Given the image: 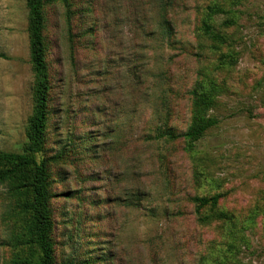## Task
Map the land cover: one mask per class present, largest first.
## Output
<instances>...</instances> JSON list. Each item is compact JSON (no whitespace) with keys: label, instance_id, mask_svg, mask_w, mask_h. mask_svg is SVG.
<instances>
[{"label":"rangeland","instance_id":"374dc122","mask_svg":"<svg viewBox=\"0 0 264 264\" xmlns=\"http://www.w3.org/2000/svg\"><path fill=\"white\" fill-rule=\"evenodd\" d=\"M46 0L49 77L41 156L48 159L55 264H264V0ZM231 10V47L209 48L205 8ZM225 16L218 17L222 20ZM237 53L232 65L221 55ZM206 72L223 85L192 153L180 140ZM25 0H0V151H19L32 112ZM221 194L232 222H197L194 196ZM200 213L207 214L208 210ZM16 210L0 186V264L12 256Z\"/></svg>","mask_w":264,"mask_h":264},{"label":"trees","instance_id":"16d2710c","mask_svg":"<svg viewBox=\"0 0 264 264\" xmlns=\"http://www.w3.org/2000/svg\"><path fill=\"white\" fill-rule=\"evenodd\" d=\"M61 1L68 7L67 0ZM238 1V0H228ZM46 0H25L27 9L28 51L32 85V112L27 120L26 140L19 151H0V186L17 214V232L12 239V256L8 264H55L52 232V214L50 209L51 193L49 189L48 159L41 153L45 145V133L48 119V94L50 89L48 68L45 59L46 48L43 38V8ZM158 26L163 36L171 35L167 14L171 4L169 0H156ZM225 16L222 20L218 17ZM234 13L224 6L213 3L205 8L204 18L199 29L201 36L208 41L209 48L220 50L231 47L232 36L226 31L235 26ZM234 51L221 55L222 65L235 62ZM226 92L223 85L203 72L189 91L190 120L186 129L176 133L165 125L157 128L153 139L175 141L182 140L186 153L194 152L196 144L205 134L215 128L220 120L215 115L219 98ZM221 194L194 196L190 201L195 206L197 222L209 225L213 221L232 222L233 216L218 209ZM201 210L209 213L202 214ZM199 264H209L202 258ZM214 264H242L236 257L222 256Z\"/></svg>","mask_w":264,"mask_h":264}]
</instances>
